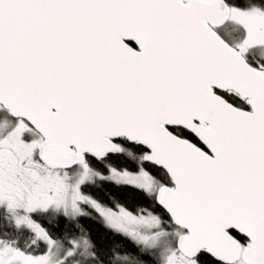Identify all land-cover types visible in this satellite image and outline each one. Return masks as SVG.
<instances>
[{
    "label": "snow or ice",
    "instance_id": "1",
    "mask_svg": "<svg viewBox=\"0 0 264 264\" xmlns=\"http://www.w3.org/2000/svg\"><path fill=\"white\" fill-rule=\"evenodd\" d=\"M0 264H264V0H0Z\"/></svg>",
    "mask_w": 264,
    "mask_h": 264
}]
</instances>
